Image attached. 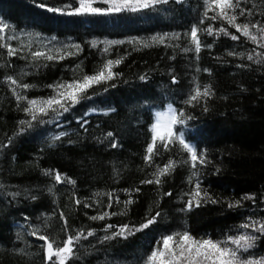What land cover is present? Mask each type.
Here are the masks:
<instances>
[{
  "label": "trees",
  "instance_id": "1",
  "mask_svg": "<svg viewBox=\"0 0 264 264\" xmlns=\"http://www.w3.org/2000/svg\"><path fill=\"white\" fill-rule=\"evenodd\" d=\"M120 1L119 11L113 0H95L99 11L88 12L77 11L80 0H0V264H52L38 237L56 250L77 234L66 264H147L164 237L184 232L231 249L238 248L233 240L255 237L238 255L264 264V233L243 227L264 223V41L212 19L220 12L213 0ZM228 14L264 26V0H239ZM110 60L120 61L114 77L69 101L67 112L37 111L33 120L24 111L28 100L55 96L50 85L82 81ZM205 86L210 97L186 103ZM169 105L184 113V123L173 126L170 142L156 141L146 162L154 116ZM181 135L206 163L192 167ZM169 161L161 183H143Z\"/></svg>",
  "mask_w": 264,
  "mask_h": 264
},
{
  "label": "snow or ice",
  "instance_id": "2",
  "mask_svg": "<svg viewBox=\"0 0 264 264\" xmlns=\"http://www.w3.org/2000/svg\"><path fill=\"white\" fill-rule=\"evenodd\" d=\"M115 2V0H113ZM166 2V0H138L140 7H148L150 4H156ZM207 3V0H205ZM123 3L127 5L128 0H123ZM213 3L216 5L217 8L220 9L219 15L213 16L212 19H225L227 20L228 24L232 27H235L238 32H240L243 36L248 37L253 42H257L258 35L261 41H264V26L258 25V24H250V23H244L239 24L236 23L237 16L235 14L229 15L228 10L235 9L239 5V0H236L234 3L233 0H213ZM116 11H119L120 8L116 7ZM77 11H99L98 9L92 8L90 4H85L82 0L81 8ZM240 15H244V12L241 11ZM4 27H7V25H4ZM251 29H255L256 33L254 34ZM0 31H3V28H0ZM207 32L209 35H213V30L211 28L207 29ZM219 32L223 33L224 35H229V32L226 28H221ZM198 29L197 27H193L191 29V41L195 45V51L198 54L201 49V42L198 38ZM258 34V35H257ZM232 40H237L238 37L236 35H231L230 37ZM3 46V45H0ZM261 47H264V42L260 44ZM210 47V46H209ZM185 51H188V49H185ZM15 54L14 49H9L8 55L12 56ZM231 54V53H230ZM43 53L36 52L33 53L34 58H39L42 56ZM48 60L54 59L52 55H48L46 57ZM249 60H252V56H248ZM119 64L120 61H108L107 64L104 66V69L101 70L98 74L92 75V76H84L82 81H72L68 84H58V85H50L49 87H53L56 91V95L48 98L46 100H43L41 102H38L36 100H28V107L24 109L25 112L32 114V119H36V112L38 111L41 114H47L48 110H55V108L62 109L64 112H67L69 108L66 106V104L70 101L71 105H75L79 102V100L82 98V94L87 91L88 88H90L93 84L100 83L104 80L112 79L115 75V73L112 71L113 64ZM204 71H207L205 69ZM141 79H144V77H141ZM8 80L13 85L17 84V81L15 79H12L11 77H8ZM173 82L175 83V78H173ZM20 87L27 89L30 87L28 84L19 85ZM211 90L205 86L203 92H201L199 89L196 90L195 95H191L188 100H186V103L191 104L192 102L198 101V99L203 97H210L211 96ZM18 100H24L25 97L17 95ZM40 103V107L37 109L35 106ZM184 116L183 112H179L176 108H173L171 105L168 107V111L164 113L158 114L156 123L152 126V143L149 144L147 147V153L148 155L145 156V161L148 162L151 160V156L154 154V145L157 140H169L174 136L173 132V126L178 124H183L184 119L182 117ZM24 121H21V124H23ZM86 123V121H85ZM63 135V133H61ZM109 136H112V133H108ZM180 140V143L184 145V147L187 149L189 153H191V160H192V167L196 168L197 166V160L199 159L200 164H204L207 161L205 160L204 156L201 154L200 157H197V152L194 146L189 145L188 143H185L183 136L177 137ZM116 144H113L112 147H116ZM168 144H165V148H167ZM172 167V162L169 161V164L166 165L164 168L158 169V171L155 173V181L153 180H147L143 181V183H161V177L166 176L168 172L170 171ZM195 174V173H194ZM55 180L57 183L62 182V177L59 173L55 175ZM69 183H74V181H68ZM207 194L205 193V196ZM200 186L199 184L196 185L195 192L193 194V199L195 200L196 206L200 205ZM245 199H252L251 196H245ZM215 203V201H212ZM79 203V201H77ZM126 203H132L131 200L127 201ZM193 201L188 202V207L190 208L192 206ZM239 203V202H237ZM87 207V205H85ZM229 207H233V205H229ZM108 213L105 212L103 215L99 217H92V219H104L105 216H107ZM159 215V213H157ZM154 222L153 220H149L148 224H151ZM148 224L141 225L142 228L148 227ZM243 227L248 228L252 227L255 231L264 233V223L260 222H253L252 224H244ZM127 230V226L122 228L118 235H124L125 231ZM140 230V229H137ZM32 235H36V232L34 231L31 233ZM82 234H77L76 236H69L66 241H64L62 247H58L55 251L53 250V243L48 240L45 236H39L38 238L40 240H44L47 245L46 249V258L49 262H52V264H56V262H53V257L55 256L58 260V264H66L67 261H69L74 256V245L76 242H78L81 239ZM88 236L93 235V233L90 231L87 233ZM86 239L87 237H83ZM106 239L108 237H105ZM255 237L251 236H241L235 240L232 241V243H235L238 245L237 249H231L229 247H222L219 243L213 242L208 239L203 240H196L191 235H189L188 232H184L182 234L177 233L175 235H169L163 238L162 241V247H158L154 249L151 252V255L148 256L147 264H254L253 261L249 260H242L240 256L238 255V250L240 248H243L245 251L247 248L252 246V240H254ZM243 242V243H241ZM255 264H259V262H255Z\"/></svg>",
  "mask_w": 264,
  "mask_h": 264
},
{
  "label": "rangeland",
  "instance_id": "3",
  "mask_svg": "<svg viewBox=\"0 0 264 264\" xmlns=\"http://www.w3.org/2000/svg\"><path fill=\"white\" fill-rule=\"evenodd\" d=\"M81 1V5H82V0H80ZM93 1H95V0H83V2L85 3V4H90V6H91V4H92V2ZM138 4V7H140L139 6V3H137ZM81 5H80V8H81ZM112 5H115L116 7H121V5H122V2L120 1V2H113V4ZM131 7H134V6H136V5H130ZM111 9H115V8H111ZM111 11V10H110ZM88 12H92V11H88ZM172 106V105H171ZM168 107L169 106H167L165 109H163V110H161V111H158V112H156V114H155V116H154V123H156V120H157V117H158V114H160V113H164V112H166V111H168ZM173 107V106H172ZM46 249H47V245H46V243H45V252H46ZM54 250V249H53ZM55 251V250H54ZM53 259L55 260V261H58L57 260V258L54 256L53 257Z\"/></svg>",
  "mask_w": 264,
  "mask_h": 264
}]
</instances>
